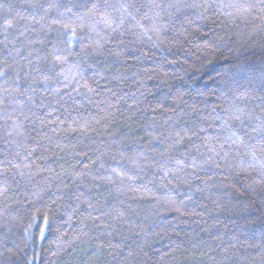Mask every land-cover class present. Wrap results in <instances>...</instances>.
<instances>
[{"label":"trees","instance_id":"1","mask_svg":"<svg viewBox=\"0 0 264 264\" xmlns=\"http://www.w3.org/2000/svg\"><path fill=\"white\" fill-rule=\"evenodd\" d=\"M238 2L0 0V264H264V4Z\"/></svg>","mask_w":264,"mask_h":264},{"label":"snow or ice","instance_id":"2","mask_svg":"<svg viewBox=\"0 0 264 264\" xmlns=\"http://www.w3.org/2000/svg\"><path fill=\"white\" fill-rule=\"evenodd\" d=\"M259 4H264V0H258V3H235L230 4L228 7L233 8L237 15L240 16H246L248 14H251L254 9L258 7ZM93 7H96L94 4ZM261 11H264V9H261ZM72 36H75V33H72ZM253 156H255V152H253ZM43 235V233H41Z\"/></svg>","mask_w":264,"mask_h":264}]
</instances>
